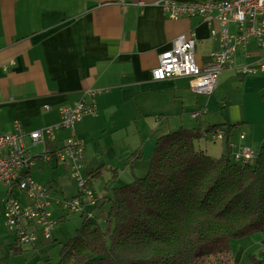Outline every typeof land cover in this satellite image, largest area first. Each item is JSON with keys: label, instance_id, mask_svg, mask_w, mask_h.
Listing matches in <instances>:
<instances>
[{"label": "crops", "instance_id": "0c3cea01", "mask_svg": "<svg viewBox=\"0 0 264 264\" xmlns=\"http://www.w3.org/2000/svg\"><path fill=\"white\" fill-rule=\"evenodd\" d=\"M156 1L0 0V131L12 132L16 124L26 133L56 125L62 107L84 99L91 102L87 91L103 90L94 97L97 114L77 124L86 174L100 172L90 181L93 189L96 183L102 187L104 193H96L100 200L117 187L108 191L111 180L131 176L126 180L131 183L147 172L158 139L180 128L205 133L215 125L234 126L229 136L231 154L241 147L258 151L264 143V72L240 71L256 64L263 51L254 41L239 50L220 74L212 95L194 93L187 77L155 80L152 70L160 55L182 35L195 37L200 65L219 49L213 36L217 23L199 17L171 19ZM228 30L240 32L234 23ZM69 136L63 130L37 151L53 152ZM200 142L215 158L225 153L224 142L207 134ZM61 165L71 175L70 163L51 164L53 169ZM104 173L108 177L103 184ZM250 237L255 253L247 254L246 244L241 245V253L236 243L234 261L242 255L247 264H251L249 255L264 259V236Z\"/></svg>", "mask_w": 264, "mask_h": 264}, {"label": "trees", "instance_id": "16d2710c", "mask_svg": "<svg viewBox=\"0 0 264 264\" xmlns=\"http://www.w3.org/2000/svg\"><path fill=\"white\" fill-rule=\"evenodd\" d=\"M225 126L160 137L147 174L100 200L97 210L105 200L111 204L109 228L82 215L59 264H235L232 240L264 236V143L253 161H235L229 150L234 126ZM219 129L226 150L214 158L200 141ZM99 174L87 172L89 181ZM11 251L25 252L17 240ZM249 259L264 264L256 255Z\"/></svg>", "mask_w": 264, "mask_h": 264}, {"label": "built area", "instance_id": "2783aa9c", "mask_svg": "<svg viewBox=\"0 0 264 264\" xmlns=\"http://www.w3.org/2000/svg\"><path fill=\"white\" fill-rule=\"evenodd\" d=\"M155 3L174 20L199 17L206 23H217L219 28L213 31V36L218 38L219 49L211 53L209 62L200 65L196 58L195 37L182 35L171 49L160 55L157 66L152 70L153 79L187 77L194 93L212 95L220 74L232 65L235 54L246 49L252 41L263 54L256 64L243 66L240 71L247 75L264 72V0H157ZM230 23L238 25L240 32L230 33ZM99 92L103 90L87 91L91 102L84 99L62 107L61 121L56 125L26 133L21 124H16L12 132L0 131V185L7 190L1 211L7 227L16 234L18 244L35 245L51 240L57 224L50 210L53 204L50 191L32 176L33 169L40 162L43 165L71 164L70 176L79 184L80 192L72 199L57 200L56 204L65 214L80 212L89 219H96L100 198L90 185L82 164L84 143L77 136V124L87 116L97 114L94 97ZM2 100L0 85V103ZM46 109L51 110L48 106ZM193 116L198 117L199 114ZM63 130L69 131L70 136L60 148L53 152L37 151L46 141L56 140ZM27 138L29 144L26 143ZM209 138L225 142V134L219 130L211 133ZM232 156L235 161L248 163L256 158L257 151L241 147Z\"/></svg>", "mask_w": 264, "mask_h": 264}, {"label": "rangeland", "instance_id": "374dc122", "mask_svg": "<svg viewBox=\"0 0 264 264\" xmlns=\"http://www.w3.org/2000/svg\"><path fill=\"white\" fill-rule=\"evenodd\" d=\"M53 168L55 167L50 164L43 165V163L40 162L32 172L34 180L39 184L46 185L47 189L51 193L53 204L50 207V210L52 212L53 219L57 221V224L52 231V238L51 240H43L41 243H36L35 245H22L25 252L20 255H14L11 251V244L15 242L17 237L16 234L11 232L7 227L1 211L7 198V190L5 187L0 185V264H59L60 252L63 245L73 238L76 235L77 229L82 226L84 218L80 212L65 214L62 208L56 204L57 200L64 201L65 199H72L75 195H77L80 192L79 184L64 170L63 165H61L59 169ZM146 174L147 172L143 173L141 177ZM107 177L108 174L104 173L100 180L101 183L106 182ZM130 177L131 176H129V179L122 177L120 182L111 180V183H108V191L113 186L120 187L127 185L130 181L126 180H131ZM95 189L98 194L104 193L100 184L96 183ZM110 206L111 204L107 201L103 210L97 212L96 221L101 227H103V229L109 228V223H107L106 220ZM63 215L67 216L60 220ZM250 240L251 237H246L238 242H235L236 240H232L230 242V248L233 249L236 243H239L242 253L244 249L242 246L246 244L248 247L247 254L255 253V249L250 248ZM262 248H264V246ZM247 263L248 261L245 255L235 256V264Z\"/></svg>", "mask_w": 264, "mask_h": 264}, {"label": "bare ground", "instance_id": "6f19581e", "mask_svg": "<svg viewBox=\"0 0 264 264\" xmlns=\"http://www.w3.org/2000/svg\"><path fill=\"white\" fill-rule=\"evenodd\" d=\"M194 114H195V113H194ZM219 131H222V132H224L223 130H220V129H219ZM224 134H225V132H224ZM252 161H253V160H252ZM250 162H251V161H250Z\"/></svg>", "mask_w": 264, "mask_h": 264}]
</instances>
